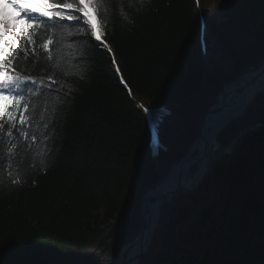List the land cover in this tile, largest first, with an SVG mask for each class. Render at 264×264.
Here are the masks:
<instances>
[{"label": "trees", "instance_id": "trees-1", "mask_svg": "<svg viewBox=\"0 0 264 264\" xmlns=\"http://www.w3.org/2000/svg\"><path fill=\"white\" fill-rule=\"evenodd\" d=\"M199 5L203 21L196 0H135L123 10L114 0L97 14L111 52L94 36L57 31L53 50L79 75L47 111L36 101L43 118L25 130L38 139H19L21 155L4 167L0 264H118L134 244L143 195L189 151L218 94L264 63V0ZM140 105L152 108L158 145ZM216 141L230 150L164 204L140 264H264V93ZM17 168L23 183L13 185L6 173Z\"/></svg>", "mask_w": 264, "mask_h": 264}, {"label": "snow or ice", "instance_id": "snow-or-ice-1", "mask_svg": "<svg viewBox=\"0 0 264 264\" xmlns=\"http://www.w3.org/2000/svg\"><path fill=\"white\" fill-rule=\"evenodd\" d=\"M134 2L115 0L121 10ZM113 3L114 0H64L61 4L53 0H0V185L3 184L4 167L12 168L8 161L21 155L17 141L38 139L35 133L25 130L32 127L34 119L43 118L35 106L36 101H40L47 111L52 93H57L52 102L60 103L58 93L64 87V80L79 75L75 65L66 66L62 63L63 57L58 59L54 52V46L58 43L55 40L57 31L94 36L111 52L93 17L101 10L107 14L108 7L113 6ZM196 3L199 5L200 0H196ZM64 20L83 21V28H77V33H72L70 28L60 25L59 22ZM52 21L56 22V26L49 24ZM84 28L90 29V32L85 33ZM37 45L46 50L43 57L37 52ZM112 60L115 64L114 54ZM115 70L120 71L118 64ZM120 80L124 82L122 76ZM67 95H71V92ZM140 107L146 113L150 111L143 105ZM23 155L28 160V166H36L28 159L27 153ZM40 164L44 165L45 161L41 159ZM41 170L46 172L47 167ZM6 175L11 178L13 185L23 183V170L20 168H17L14 177L11 171Z\"/></svg>", "mask_w": 264, "mask_h": 264}, {"label": "bare ground", "instance_id": "bare-ground-1", "mask_svg": "<svg viewBox=\"0 0 264 264\" xmlns=\"http://www.w3.org/2000/svg\"><path fill=\"white\" fill-rule=\"evenodd\" d=\"M197 9L200 11V20L203 21L201 6L198 5ZM95 16L98 18L97 15ZM94 22H97L100 28L99 22L96 20ZM87 30L90 32V29ZM100 31L103 38L106 35L105 31L101 28ZM97 42L101 43V41ZM105 42L108 44L107 41ZM118 74L120 77L122 76L121 71ZM123 81V85L128 87L124 78ZM260 93H264V64L225 87L218 94L214 103L216 105L205 114L203 127L199 129V136L195 139L196 141H193L189 151L142 198L140 211L143 223L140 233L126 255V259L118 264H139L140 254L149 249L153 236L159 228L164 204L180 190L186 192L189 191L188 189L194 188L200 179L208 173L215 156L212 147L219 133L233 118L240 116ZM153 115L150 113V117L153 118ZM152 134H154V141L159 144V133L155 127L152 128Z\"/></svg>", "mask_w": 264, "mask_h": 264}, {"label": "rangeland", "instance_id": "rangeland-1", "mask_svg": "<svg viewBox=\"0 0 264 264\" xmlns=\"http://www.w3.org/2000/svg\"><path fill=\"white\" fill-rule=\"evenodd\" d=\"M264 64V63H263ZM247 75V74H246ZM241 79V78H240ZM229 86V85H228ZM152 138H153V135H152ZM227 146H220L219 144H218V142L215 140V142H214V144H213V147H212V150L214 151V153H215V156H214V159L215 158H217V156H218V154L219 153H221L222 152V150H230L229 148L230 147H227ZM225 148V149H224ZM205 176V175H204ZM204 176H203V178H204ZM203 180V179H202ZM201 183V182H200ZM196 188V187H195ZM195 188H193L192 190H194ZM191 191V190H190ZM185 192V191H184ZM186 192H189V191H186ZM144 196V195H143ZM171 203H173V202H171ZM170 203V205L169 206H172V204ZM140 215H141V211H140ZM142 216V215H141ZM142 223H143V221L141 222V226H142ZM135 224H136V220H135ZM129 226H133V221H132V224L131 225H129ZM138 235V234H137ZM130 242V241H129ZM131 249V246L130 247H128V249H127V244L125 245V247H124V250H125V252L121 255V253L122 252H120V260H119V262H123V260L124 259H126V255L129 253V250ZM145 254V253H144ZM143 254V255H144ZM142 255V256H143ZM141 256V257H142ZM141 257H140V262H141ZM256 263V261L254 262V264Z\"/></svg>", "mask_w": 264, "mask_h": 264}, {"label": "water", "instance_id": "water-1", "mask_svg": "<svg viewBox=\"0 0 264 264\" xmlns=\"http://www.w3.org/2000/svg\"><path fill=\"white\" fill-rule=\"evenodd\" d=\"M216 104H213V105H211L210 107H209V109L205 112V114L206 113H208L209 112V110L213 107V106H215ZM205 114L202 116V118H201V122H200V127H199V129H202V127H203V118H204V116H205ZM196 141V140H195ZM213 161H214V158H213ZM202 179H203V177L200 179V181L194 186V188L195 187H197L199 184H200V182L202 181ZM193 188V187H192ZM192 188L191 189H188L189 191L190 190H192ZM145 195V194H144ZM144 197V196H143ZM147 251L145 250L144 252H142L141 254H140V257L144 254V253H146ZM139 257V258H140ZM139 264H140V259H139Z\"/></svg>", "mask_w": 264, "mask_h": 264}]
</instances>
